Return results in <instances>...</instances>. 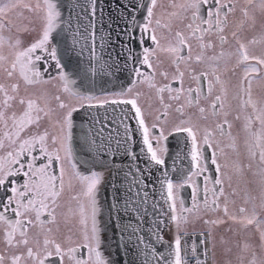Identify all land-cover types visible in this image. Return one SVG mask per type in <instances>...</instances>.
Returning a JSON list of instances; mask_svg holds the SVG:
<instances>
[{"label": "snow or ice", "instance_id": "6c2138e0", "mask_svg": "<svg viewBox=\"0 0 264 264\" xmlns=\"http://www.w3.org/2000/svg\"><path fill=\"white\" fill-rule=\"evenodd\" d=\"M157 5L158 0H144L143 3L139 0H126V2L120 0L115 6L117 14L115 16L109 14L108 19L111 24L106 26L102 15L98 12L97 0H88L87 4L77 5L80 13L76 14L77 24L73 27L72 12H69L65 19L63 0H42V2L38 0L36 10L40 13V35L38 39L24 46V41L19 35L7 38L3 35L4 29L8 27L4 17L16 7V4L12 0H8L7 3L0 0V71L13 80L10 85L0 83V97H2L0 98V233L8 249L18 250L10 257L0 253V264H5L6 260H10V264H21V261H25L26 264L28 261L31 264H117L111 259V252L105 257L101 251L105 248V237L98 222L100 208L96 200V191L103 174L95 169L114 163L115 154L122 147L123 157L137 163L135 172L130 169L129 174L138 173L142 181H147L149 176L155 175V172H161V177H156V181L160 184V195L167 204V210L162 213L156 212L154 215L167 217L169 222L175 223L177 229L174 242L165 251L159 252L148 245L153 259H149L148 252H143L142 264H186V261L191 259L186 245L182 250L180 225L187 222L186 213L197 209L198 200H202L207 207L211 195L212 206H219L217 201L219 196L223 195V181L219 177L205 175L208 168L203 151L198 146V128L192 123L190 116L187 119H180L172 128V132L186 133V139L191 140L190 150L187 153L190 156L187 172L181 176L170 177L169 173L164 171L167 167L165 156L169 152L165 143L168 135H165V129L159 123H152L151 127L146 123L140 103L143 94L139 91L134 92V88L137 84H147L155 100L163 107V111L155 118L157 122L161 119L166 120L169 116L171 104L165 103V93L168 94V101L179 102L182 97L185 99V103H178L176 106V112L181 116L185 115L187 107L197 109L201 118L207 119L206 108L201 106V100L210 98L211 115L218 116L219 109L225 106L227 90L217 73L221 69L222 61L224 71H228L225 58L230 59L234 56L236 59L234 68L244 67L243 77L237 87L248 96L245 106H251L255 112L256 105L251 100V84L252 79L255 78L252 74H259L260 67L264 66V58L250 55L246 44L239 40L234 52H226L223 49V45L228 42L223 33L228 24V17L235 8L232 0H184L179 5L183 15L177 12L169 13L170 18L178 19L183 24V30L175 31L174 39L168 42L167 47L161 46L160 38L157 36V29L162 26L161 20L155 19L153 23ZM245 15H247L246 11ZM97 16L100 20L99 25L93 19ZM23 31L28 29L25 28ZM102 31L104 35H99ZM112 33L116 34L115 38ZM97 35H99L98 43ZM212 36L219 42L221 47L219 52L215 51L217 45L210 38ZM232 36L235 38L237 33L233 32ZM193 40L196 41L199 49L195 56L192 55ZM5 43L13 50L11 61L2 54ZM100 49L108 50L107 59L100 54ZM208 50H213V54L207 55ZM85 51L89 53L87 61L81 59ZM113 51H115L114 57ZM158 52L169 56L170 66L174 67L171 78L169 71L163 69V62L159 61ZM71 55L76 56V64L74 69L69 71L65 57ZM154 61L157 63H153ZM252 61L255 63H251ZM193 62L207 64L208 67L198 72L192 67ZM182 65L183 70H181ZM50 71H54L55 75L50 76L49 79L59 81L65 92L82 101L80 108H84L85 101L88 102V107L94 106L93 101L97 107L109 104L128 107L127 109L121 107L120 115L116 114L115 107L112 108L111 115L103 117L85 114L80 117L82 126L77 129L75 123L77 108L69 107L61 101L59 108L66 111L57 117L55 122L57 132L50 133L48 128L42 125L50 119L52 110L46 106L40 107L37 103L38 97L34 98L32 94L27 93L29 86L41 82L47 83L48 80L44 77ZM125 73L130 86L126 89L121 86L119 92L98 97L80 91L86 87V84L92 83L91 78L94 75L99 77L100 84H106L109 82L108 77L118 78V74ZM186 75L190 81L195 82V86L191 84L188 87L184 86ZM157 76L161 81H157ZM71 77L78 78V85L77 79H70ZM21 82L25 87L23 95ZM173 82L179 86L174 88ZM69 85H77V87L72 89ZM218 85L223 95L213 96ZM56 99L59 101L60 97L57 96ZM151 99L152 97L149 96V101ZM149 107H151L150 103ZM125 111H127L126 115ZM105 112H108L107 108ZM132 120L138 128L130 123ZM256 120L261 124L260 131H252L251 117L247 118L245 124L246 131L254 138L249 151L255 156L257 153L253 149H259V158L264 162V115H257ZM226 125H228L227 119L218 123L216 127L223 132ZM157 128L159 133L153 134ZM137 131L140 133L138 152L135 148L128 147L133 143ZM212 134L211 130H204V145L207 147H212L210 143ZM109 155L112 156V161L108 160ZM140 162H143L144 168L139 166ZM211 162L216 165V171L219 172L220 166L217 164L215 153L212 154ZM152 164L157 167L150 169L149 165ZM69 170L72 177L79 179L84 185L83 195L88 197L91 207L90 227L89 217L85 215L83 206L80 208L82 228L77 241H72L70 237L66 240L60 239L56 235L59 231L57 209L61 207L59 201L65 190V178ZM181 172L183 173V170ZM177 179L181 182L176 183ZM185 185H191V207H186L184 199L178 195L179 190ZM218 185L221 186L219 189L216 187ZM147 196L148 192L145 191L144 200ZM117 203H119L118 197ZM240 211L245 210L241 208ZM225 212H227L226 207ZM116 219L122 222L118 227V241L123 242L117 243V249L122 248L123 255L119 257V264H124V256L140 249L144 237L139 234V220L136 221L135 228L132 227L131 214L127 223H124L125 217L120 214L119 209H116ZM247 222L251 224L253 220L249 219ZM35 228H39L40 231L33 236L30 233ZM153 234L157 240H163L159 226ZM261 239L264 241V233L261 234ZM192 251L195 252V247ZM252 264H255V260Z\"/></svg>", "mask_w": 264, "mask_h": 264}, {"label": "flooded vegetation", "instance_id": "af4514ba", "mask_svg": "<svg viewBox=\"0 0 264 264\" xmlns=\"http://www.w3.org/2000/svg\"><path fill=\"white\" fill-rule=\"evenodd\" d=\"M35 1V0H34ZM160 1V0H158ZM168 2L172 3L175 5V8L177 9L178 13H181V9L179 7V5L181 3L184 2V0H167ZM3 2L7 3L8 0H3ZM13 3L16 4V7L11 9V11L7 14V16L4 17V20L7 21L8 27H6L4 29L3 35L7 38L8 36H16L19 35L20 38L24 41V46H27L28 44H30L31 42H33L34 40L39 38L40 35V26H41V22H40V13L38 12V10H36L35 6H32L31 2H27L26 4L24 3H17L16 1L12 0ZM36 2V1H35ZM39 2H42V0H39ZM86 3V2H85ZM232 3L235 5L234 11L232 14L229 15L228 17V24L225 28V32L223 33L226 37L228 42L226 44L223 45V49L226 52H234L235 49L237 48V40H239L240 42H243L246 44L247 49L249 51V48H251L253 45L256 44H260L264 47V39H263V35L264 33L262 31H258L253 37L250 35L249 33V27H247L248 23V19H250V21H252L253 25L255 22H258L260 19H264L261 18L259 16V18H247L249 12L247 8H256L257 5H255L253 3L252 0H250V2H247V8L246 6H244L243 4V0H232ZM87 4V3H86ZM29 5V9L31 8L32 10L26 9V6ZM245 11L247 12V15H245ZM181 15H183V13H181ZM256 17V16H255ZM157 19V18H155ZM155 19L153 21V23H155ZM162 22V21H161ZM185 23H187V21H184ZM162 26L163 25H167V24H163L161 23ZM263 24V28H264V21L262 22ZM169 27H166V31L165 34L167 35H171L170 33H175V31L177 30H183V25H181L180 21L178 19H174V21L171 23V25H168ZM250 26V25H249ZM234 27H238L236 29H232ZM251 27V26H250ZM27 28L28 31H23V29ZM169 28H171V31H169ZM252 29V27H251ZM250 29V31H251ZM236 32L237 36L234 38L232 36V33ZM160 41H161V46L162 47H167V43L165 42L166 38H164L163 33L159 36ZM215 43H216V52H219L221 50V47L219 45V42L216 40V38L214 36L210 37ZM170 41V40H168ZM251 41V44H250ZM192 46H193V50H192V55L195 56L196 54H198L199 49L196 46V41H191ZM148 44L151 45V42L148 41ZM154 47V46H153ZM2 54L6 57H8V60L11 61V59L13 58V50L8 48L7 43H5V46L2 50ZM207 55H212L213 54V50H208ZM250 54V51H249ZM158 59L159 61L163 62V69H166L169 71V78H171V73L174 71V67L170 66V58L166 53L163 52H158ZM253 56H257L259 57V54L257 55H253ZM264 57V56H263ZM227 60V68L228 71H224V62H221V69L220 71L217 73L221 76V81L225 83L226 86V94H227V99L226 101V107H225V111H224V115H223V111L222 109H219L220 112V116H212L211 115V108L209 109V115L207 116V119H204L203 122H207L208 124L206 125H196L197 128L200 129H209L211 130V132L213 133L212 136L210 137V143L212 145V147H207L204 145V132L202 133V131L204 130H199L197 131V142H198V146L202 149L204 157H205V163L207 165L208 171L205 173V175H209V176H215V177H219L222 179L223 184V195H220L218 198V207H213L211 204V200L212 197L211 195H209V205L206 207L202 200L200 203L197 204V209L193 212H190V217L189 219H187V222L190 223L191 222V214L194 216H197V218H199L200 221L205 222V223H209V216H206V214L203 212L205 210H209L210 212H217L218 210H221L222 212H225V207L228 208V212L231 216V213L233 211V206L231 208V205H233L232 200L234 199V195L236 194V192L231 188L230 182L229 180L233 179L234 180V186L239 189L242 188L243 189V183H242V187L240 186L239 183V168L238 165H243V161H241V163L239 162V159L241 160V157L239 155L238 152V148L237 145L235 146V144L240 143L239 140L241 139L242 135H245V131H243V127H244V123L246 124V118H247V114H248V109L252 108L251 106H245V101L248 100V96L246 93L242 92L239 90V88L237 87L241 78L243 77L244 74V67L240 66V67H235V63H236V59L233 56L232 58H225ZM153 63H157L156 61H154ZM251 63H255V61H252ZM5 66H7V63H5ZM44 67H48V65H44ZM192 67L194 69H196L198 72L202 71V70H206L207 69V64H196L193 62ZM234 68V71H233ZM161 69H158V71ZM181 70H183V65L181 66ZM55 72L54 71H50L48 73L47 76H45L44 78L46 80H48L47 83L42 84L40 87H38L37 90H39L40 92H29L27 90L28 94H32L34 98L38 97L37 103L40 105V107H47L49 109H51V116L50 119L46 120L44 122V124L42 125V127H47L50 133H56L57 132V127L55 125V122L57 120V117L62 113L61 109L59 108V103L61 101H63L66 105H68L69 107H72L68 104V102L72 101L73 98L66 93L61 87L58 88L57 86V80H52L49 79L50 76H54ZM253 78L252 79V84H251V100L252 102L257 105V104H261L263 106V110H264V66L260 67V72L259 74H252ZM56 84H54V82ZM157 81H161V78L159 76H157ZM13 82V80H10L7 76L6 73H4L3 71H0V83H4L5 85H10ZM43 83V82H41ZM39 83V84H41ZM191 84V86H195V82L190 81L189 78L185 77V87H188ZM23 83L21 82V94H25V88L22 87ZM130 86V83L128 84L127 87ZM174 88L178 87L179 85L175 82H173L172 85ZM245 86H246V82H245ZM33 86H30V88L32 89ZM126 87V88H127ZM125 88V89H126ZM135 91H139V92H143L144 95L142 96V100L144 101V103H150L151 107H146L145 104L143 106V110L145 113V117H146V123L149 125V127H151L152 123H159L161 126L164 127L165 129V135H169V133H173L172 132V128L175 124L179 123L180 119H183V117L176 112V106L178 103H185V99L182 97L181 100L179 102L177 101H168L167 96L168 94L165 93V101H168V103L171 104V108L169 110V116L167 117V119H161L159 122L156 121V116L163 111V107H160L159 109H157L153 104H160L157 100H155L154 94L152 92H150V90L148 89L147 84H137L136 87L134 88V92ZM115 92H119V91H114V92H104V93H99L96 94L94 96H98V97H103L105 95H111L112 93ZM39 95H38V94ZM87 95V94H86ZM215 95H223V93L221 92V89L217 88L214 90L213 92V96ZM59 96L60 100L58 101L56 99V97ZM149 96L152 97L151 101H149ZM2 98V97H0ZM130 98V97H128ZM145 98H147V100H145ZM211 99V98H210ZM210 99L209 100H201V106L205 107L207 109V106L210 103ZM225 101V102H226ZM86 103V101H85ZM88 103V102H87ZM93 104H95V101L92 102ZM75 105V103H74ZM259 108V107H258ZM258 112L259 110L256 109ZM195 112V114L193 113ZM264 112L261 110V113ZM198 111L195 108H185V115L184 116H190L191 120H193L192 118H194L195 116H199L198 115ZM226 113V115H225ZM222 115V116H221ZM264 115V113H263ZM229 116H242V122L241 124H238V122H232V117ZM248 116H254V115H248ZM217 118H219L218 120H216ZM227 119L228 121V125L225 126L223 132L218 129L217 127H215L218 123H221L223 120ZM244 122V123H243ZM233 124V126H232ZM195 125V124H194ZM230 126V127H229ZM233 128V129H232ZM251 128L253 129L254 132L256 131H260V127H259V123L256 122L255 120H252V124H251ZM218 131L219 133L217 135V133H214V131ZM159 133V128L155 129L153 134H158ZM233 134H235V140L233 139ZM190 139V138H189ZM191 141V140H190ZM227 143H230L227 145ZM244 141L241 140V145H243ZM227 145V147H226ZM257 151L259 152V149H257ZM215 153V158L217 161V164L220 166V170L219 172L216 171V165L212 164L211 160H212V154ZM225 158V159H224ZM67 167V166H66ZM226 169H228L227 172H231V171H235V175L231 176V174H227L226 173ZM88 173H85V175H87ZM225 177H226V181H225ZM233 177H238V180H235V178ZM202 179V178H200ZM188 188L186 190L185 187L181 188V190L185 193L190 194L191 196V185H186ZM217 189H219L221 186H216ZM230 187V191L228 190V188ZM83 191H84V185L79 181V179L72 177L71 172L69 170L68 175L65 178V190L61 195L60 198V205L61 207L57 209V221H58V228H60L65 222L70 224L68 226H66V228H64V236L63 238L60 239H67L68 237L71 238L72 241H77L79 238V233L81 231L82 225L80 224V208L81 206H83L84 208V212L85 215L89 217V227L91 226V221H90V214H91V207H90V203H89V199L88 197L83 195ZM258 192V191H257ZM262 192H264V189L262 190ZM253 196L252 198L254 199L255 204L258 205L259 207V213L257 215H255L254 217H256L257 219L259 218V214L261 211H264V203H263V199L260 200V194L261 193H256L255 191H252ZM262 196H264V194H261ZM191 199V198H190ZM232 202V204H231ZM192 206V202L188 203L186 207H191ZM241 208H243L245 211L241 212L243 213L241 215L240 218H244V213H248L249 209L247 207V203L245 206H243V203L240 204V206H238V209L240 210ZM177 210H179V205L177 203ZM76 212L78 213V215L76 214ZM179 212V211H178ZM234 212V211H233ZM189 213H186L187 217H188ZM225 214V213H224ZM228 214V213H227ZM67 215V217H66ZM227 216V215H226ZM70 217V219L68 218ZM45 217H42V219H44ZM76 218V220H75ZM230 219V218H228ZM187 222L186 223H182V225L184 227H187ZM244 226H248V222H245L243 224ZM241 226L242 228L244 226ZM229 225H227L226 227H228ZM54 229L56 228V226H52ZM71 229V231H69ZM227 232L229 231L228 229H225ZM261 230H264V228L262 229H258V233L259 236H261V234L263 233ZM39 228H35L31 230V235H35L37 232H39ZM60 231V230H59ZM58 231V232H59ZM57 232V233H58ZM219 233V232H218ZM215 233V234H218ZM236 233L238 234V232L236 231ZM177 234V232H176ZM176 234H173V236H175ZM179 235H183L182 241H183V247H185V245L188 248V256L189 257H193L192 256V248L195 247V252H193L194 256L197 255V259H199L200 261L205 262L206 260L210 259V263L209 262H205L204 264H222L221 260H219L216 257V250L212 249L211 251V247H210V235L208 232L205 231H198V232H184L183 234H179ZM181 237V236H180ZM223 237V236H221ZM236 238V243L239 242L238 246L240 247L241 245V239ZM261 238V237H260ZM203 242V243H202ZM201 244V245H200ZM252 245H254V242L252 241ZM18 250L16 249H8L6 247V245L3 242L2 239V233H0V253L5 254L7 257H10L14 252H17ZM213 256L209 257L208 253ZM247 255L250 254L251 258L253 259V257L255 259H260L262 260V256H260L259 251H256L254 254H251V248L247 249L246 252ZM215 254V255H214ZM253 256V257H252ZM202 258V260H201ZM215 258V259H214ZM5 264H10V260H6ZM21 264H26L25 261H21ZM27 264H31L30 261L27 262Z\"/></svg>", "mask_w": 264, "mask_h": 264}, {"label": "bare ground", "instance_id": "6f19581e", "mask_svg": "<svg viewBox=\"0 0 264 264\" xmlns=\"http://www.w3.org/2000/svg\"><path fill=\"white\" fill-rule=\"evenodd\" d=\"M88 3V0H83V2L77 1L78 4H86ZM117 2L114 3L111 0H97V6H98V12L101 15H105V17H109V14L113 13L115 14ZM107 5H114L110 8ZM114 10V11H113ZM106 11L108 13L106 14ZM69 12H72L73 18L76 16L77 13H80V8L76 6L75 8H68L64 12L65 19H67ZM82 15V14H81ZM99 17V16H97ZM93 19L96 21V17H93ZM100 23V20H99ZM111 23H109L110 25ZM99 25V24H98ZM113 38H115V33H112ZM118 51V49H117ZM101 52L108 53V50H101ZM89 55V53L87 54ZM106 56V57H105ZM104 58H108V54H105ZM115 56V53L113 54V57ZM83 57V56H82ZM124 76L126 77L127 74L125 73ZM93 77V76H92ZM70 79H75V77H71ZM54 84L55 81H53ZM121 83V84H120ZM113 84L115 86L118 85L119 88L121 86H124L123 80H117V82L113 81ZM58 88H62V84L57 81ZM70 88L75 89V85H69ZM68 93L73 100L68 102V104L72 107L77 108L79 113L76 114V127L79 129L82 124L80 117L84 116L86 113L84 110L89 108L88 103H84V108H80L79 105L82 101H80L77 97L71 95ZM108 93V92H106ZM144 95V93L142 92ZM142 95V96H143ZM75 103V105H74ZM116 108V114L120 115V109L121 107H124L127 109L128 106H122V105H106L104 107H97L98 109L89 113L91 116H97V117H103L106 115H111L112 108ZM105 108L108 109V112H105ZM91 111V108L89 109ZM61 111H66V109H61ZM127 114V111L124 113ZM81 115V116H80ZM183 119H187L189 116H182ZM232 117V122H238V124H241L243 117L242 116H229ZM194 120L195 125H206L207 122H201L204 119L201 118V116H195L192 118ZM130 123L133 126H136L138 128V125H136L135 121L132 120ZM259 123V127L261 129V124ZM86 127V125H84ZM233 129V128H232ZM121 134H123V130L121 129ZM186 133H171L168 135V140L165 142L167 144V147L169 149L168 154L165 156V159L167 161V167L164 168V166H160L164 168V171L166 170L169 173V176H181L182 174H185L187 172V169L189 167L190 163H186L185 160L190 159V156L187 155V153L190 150L191 141L189 138H187ZM233 139L235 140V134H233ZM139 141H140V133L139 131L136 132V135L133 139V143H130L128 145L129 149L135 148L138 152L139 150ZM113 147H115V143L113 142ZM123 147L120 149L118 153L115 154V160L114 163H109L105 167L102 168H96V171H99L103 174V177L100 181V184L97 186L96 191V200L98 203V207L100 208V213L98 214V222L102 228V231L104 232V243L105 248L101 249V251L104 253L105 257L108 256V253L111 252V259L113 261H116L117 264H119V257L123 255L122 248L120 250L117 249V243L122 244V240L118 241V227L122 223L120 220L116 219V209H119L120 214L125 217L124 223H127L129 214L133 217V223L132 227L135 228L136 221L139 220L140 226H139V234L144 237V242L140 245V249H138L136 252L132 253L131 255L124 256V264H130V262H135V264H142V261L144 259L143 252L149 253V259H153V254L151 252V248L148 247V245H151L152 247L156 248L157 251L163 252L165 251L170 244H172L174 241L167 240V234L173 235L176 234L177 229L175 226V223L169 222L167 217L160 215H154L146 210H142L138 208V200L139 196L144 194L145 191L148 192L147 200L154 203L156 207H159V211L162 213L167 210V204L164 203L163 198L160 195V184L156 181V177H161V172L157 171L155 172L154 176H149L147 181H142V178L139 176V174L131 175L129 174V171L131 169L132 172H135V169L137 167V163L135 161H131L128 158L123 157ZM146 159V158H145ZM225 159V158H224ZM109 161H112V156L109 155L108 157ZM139 166L141 168H144L145 165L143 162H140ZM157 166L152 164L149 165L150 169H155ZM170 168V169H169ZM183 170V173L181 172ZM228 171V169H227ZM228 174H231V176L235 175V171H229ZM176 183H180V179H177L175 181ZM231 188L239 195H243V191L241 189H237L234 186V180H229ZM137 184H139V187H137ZM187 190V186H184ZM117 189L119 191H117ZM180 198H183L185 201V206H187L188 203H191L192 200L190 199L191 196L188 193L183 192L181 189L178 193ZM117 197L119 198V203H117ZM201 200H198L196 203H200ZM177 203L179 205V199L177 200ZM246 203H243V206H245ZM111 208V212H110ZM138 210V211H137ZM179 211V210H177ZM206 216L211 217L212 219H215L211 212L208 210L203 211ZM225 214L227 212H223ZM189 225V224H188ZM187 225V226H188ZM157 226H159L160 234L163 236V240H157L155 238V235L153 234L157 230ZM152 229V232H149ZM132 229L130 228L129 231ZM264 233V230H261ZM227 232L226 230L220 231L218 234H222ZM182 238V237H181ZM135 239V238H133ZM183 243L181 242L182 250H183ZM201 245V244H200ZM139 253V254H138ZM192 258L186 261V264H204L205 262L210 263V259L206 260L205 262L200 261L197 259V255L194 256L193 252ZM183 254V252H182ZM190 256V255H189ZM202 260V258H201Z\"/></svg>", "mask_w": 264, "mask_h": 264}, {"label": "rangeland", "instance_id": "374dc122", "mask_svg": "<svg viewBox=\"0 0 264 264\" xmlns=\"http://www.w3.org/2000/svg\"><path fill=\"white\" fill-rule=\"evenodd\" d=\"M17 3H24L26 4L27 2H31L32 6H35L36 8V4L38 3V0H14ZM253 3L255 5H257L256 8L252 7L249 9L247 8V2H250V0H243V4L244 6H246V8L248 9V16L247 18L252 17L253 20L254 18H264V6H262V0H252ZM174 4L168 2L167 0H160L158 1V5L157 8L155 9V18L160 19L163 24H167V25H171V23L174 21V18H170L169 17V13L172 12H177V9L175 7H173ZM26 9H29V5L26 7ZM178 13V12H177ZM256 16V17H255ZM259 16V17H257ZM76 22V20H74ZM103 21L105 22V25L109 24L110 21L108 19V17H103ZM264 21V19H260L258 22H255L254 25L252 24L253 22L250 21V19H248V23L247 27H249V33L250 35L253 37L258 31H262L264 33V28H263V24L262 22ZM96 22L97 25L99 24V17H96ZM185 23V22H184ZM162 25V24H161ZM181 25H183L181 23ZM252 29H251V27ZM238 27H234L232 29H236ZM166 27L161 26L160 28L157 29V36L159 37L162 33L164 35V38L168 39V40H173L174 39V34L170 33L171 35H167L165 34L166 31ZM251 29V31H250ZM99 35H104L103 31L99 34ZM99 35H97L96 39H97V43L99 42ZM263 39H264V35H263ZM168 40H166L165 42L168 45ZM251 44V41H250ZM250 51V55H257L259 54V57L264 58V47L260 44H256L253 45L251 48H249ZM187 77V75H186ZM188 78V77H187ZM42 84H36L33 85L32 89L30 88V86L28 87V91L29 92H36V90L38 89V87H40ZM23 88L24 84L22 85ZM218 88L220 89V86L218 85ZM37 92H40L39 90H37ZM38 94V93H37ZM39 95V94H38ZM142 98V97H141ZM145 100H147V98H145ZM228 101L225 102V106L222 109V113L224 115V111H225V107ZM140 103L142 105V107L145 106L148 108L149 107V103H144V101L141 99ZM165 103H168V101H165ZM152 104L159 109L160 107H162L160 104H155L152 102ZM210 105V103H209ZM207 106L206 109V116H210L209 115V109L210 106ZM259 107V108H258ZM256 109L259 110V112L256 110L255 112L253 111V108L248 109V114H247V118L251 117L252 120H255L256 122H258V120H256V116L257 115H263L264 112L261 113V110H263V106L261 104H257L256 105ZM195 114V112H193ZM198 115L200 116V114L198 113ZM248 115H254V116H248ZM220 116V115H219ZM222 116V115H221ZM246 118V121H247ZM219 118H217L216 120H218ZM192 123L194 124V120H192ZM244 123V122H243ZM233 126V124H232ZM216 127V126H215ZM199 130H205L204 129H200ZM243 131H245V135L241 136V139L239 140L240 143H236L235 146L237 145L238 148V152L239 155L241 157V160L239 159V162L241 163V161H243V165H238V170H239V183L240 186L242 187V183H243V189H241L244 193L243 195L239 196L237 193L234 195V199L232 200L233 205H231V208L233 206V211L231 213V216L233 214L232 217H230V214L228 212V214H224L221 210H218L216 213L215 212H211L212 216L215 219H212L211 217L209 218L208 222L209 223H205L199 220V218H197V216H194L191 214V222L187 224H189L187 227H184L182 224L180 225V229H179V234H183L184 232H198V231H205L208 232L210 235V247H211V251L212 249L216 250V257L221 260L222 264H252L253 260H255V264H264V241H262V239L260 238L261 236H259L258 233V229H262L264 228V211L260 212V216L257 219L256 217H254L255 215H257L259 213V207L257 204H255L254 199L252 198L253 193L252 191H255L256 193H261L264 194V192H262V190L264 189V162H262L259 158V152L257 151V149H253L254 151H256V155L252 156L250 151H249V146L254 142V138L252 136L249 135V132L246 131L245 129V123H244V127H243ZM253 131V129H252ZM204 131H202L203 133ZM214 133H219V130L214 131ZM241 140L244 141L243 145H241ZM230 143H227V145ZM226 145V147H227ZM226 173H227V169H226ZM228 174V173H227ZM238 177H233L235 178V180H238ZM226 177H225V181H226ZM237 187V186H236ZM228 190L230 191V187L228 188ZM258 191V192H257ZM260 194V200H264V196H262ZM231 202V204H232ZM247 203V207L249 209L250 214L248 213H244V218H240L241 215L243 213L240 212V210L238 209V206H240V204L242 203ZM264 203V201H263ZM264 205V204H263ZM76 214L78 215V213L76 212ZM227 215V216H226ZM67 217V215H66ZM190 217V213L188 214V219ZM70 219V217H68ZM230 218V219H228ZM249 219L253 220V223L249 224L248 226H244L243 224L245 222H247ZM76 220V218H75ZM70 224L68 223H64L60 228H59V232H56V235L58 236V238H63L64 234V228H66V226H68ZM227 225H229L228 227H226ZM244 226L243 228L241 226ZM225 229H228V232H225L222 234H215L218 233L220 231H223ZM236 231L238 232V234L236 233ZM183 238V235H180ZM223 236V237H221ZM241 239V245L240 247L238 246L239 242L236 243V238ZM169 238L174 241L175 236L173 235H169ZM181 238V242L183 243ZM252 241L254 242V245H252ZM251 248V254H254L256 251H259L260 256H262V260L260 259H255L253 256V259L251 258L250 254L247 255L246 250ZM209 257L213 256L212 254L210 255L209 252L207 253ZM215 255V254H214ZM215 259V258H214Z\"/></svg>", "mask_w": 264, "mask_h": 264}, {"label": "water", "instance_id": "95a60500", "mask_svg": "<svg viewBox=\"0 0 264 264\" xmlns=\"http://www.w3.org/2000/svg\"><path fill=\"white\" fill-rule=\"evenodd\" d=\"M77 1H79V2H83V0H63V3H64V5H65V11H66V9H68V8H75L76 6H77V3L76 4H70V2H77ZM112 2H114V3H118V2H120V0H111ZM123 2H126V0H123ZM139 2H141V3H143L144 2V0H139ZM109 8L111 7V6H114V5H107ZM64 11V12H65ZM114 11V10H113ZM108 13V11H106V14ZM117 13H116V11H115V15H116ZM105 15L103 14L102 15V17H104ZM113 16H114V13H113ZM111 23V22H110ZM76 24H77V22H75V21H73V27H75L76 26ZM106 26H109V24H107ZM101 50H105V49H100L99 50V52H100V54H102L103 56H105V54H108V53H104V52H101ZM138 50V49H137ZM115 53V51H113L112 52V55ZM88 54V52L87 51H85L84 53H83V57H81V59L82 60H84V61H87L88 59H89V55H87ZM73 58H74V60H73V62H72V60L70 61L69 60V58H70V56L69 57H65V62L68 64V70L69 71H72L73 69H74V67H75V64H76V56L75 55H71ZM106 57V56H105ZM85 66H87V65H85ZM75 79H77V85H78V83H79V81H78V78H76L75 77ZM92 83L91 84H86V87L85 88H83V89H80V91L81 92H84V93H87V94H95V93H98V92H104V91H111V90H116V89H120L121 87H119V88H116V87H118V85L117 86H115L114 84H113V81L114 82H117V80H123V82H124V86L126 85V83H128L129 82V80L127 79V76L125 77L124 76V74H118V78H115V77H108V80H109V82L108 83H106V84H100L99 82H98V80H99V77H97V76H93L92 78ZM121 84V83H120ZM77 85H75L76 87H77ZM123 86V87H124ZM91 108V111L89 110ZM98 108H97V106H93V107H89V108H87V109H85L84 111L86 112L85 114H89V113H91V112H93V111H95V110H97ZM77 113H79V111H77ZM79 114H81V113H79ZM84 114V115H85ZM81 116V115H80ZM81 120V119H80ZM185 162L188 164V163H190V159L188 158V160H185ZM170 169V168H169ZM166 170H168V169H166ZM165 170V171H166ZM138 208L139 209H144V210H146L147 212H149V213H151V214H154V213H156V212H160L159 211V207H156L155 206V204L154 203H152V202H150V201H148L147 199L146 200H144V194H142L141 193V195L139 196V200H138ZM149 232H152V229L149 231ZM156 238V237H155ZM167 240H171L170 238H169V235L167 234Z\"/></svg>", "mask_w": 264, "mask_h": 264}]
</instances>
